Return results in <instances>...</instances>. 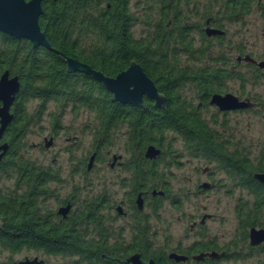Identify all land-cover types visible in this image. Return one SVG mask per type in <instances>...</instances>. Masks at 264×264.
Masks as SVG:
<instances>
[{
    "label": "flooded vegetation",
    "instance_id": "1",
    "mask_svg": "<svg viewBox=\"0 0 264 264\" xmlns=\"http://www.w3.org/2000/svg\"><path fill=\"white\" fill-rule=\"evenodd\" d=\"M138 1L78 0L72 27L75 51L72 55L62 54L109 77L133 62L155 86L153 80L166 78L155 74L162 60L144 58L143 51L120 50L112 39L124 38V45H139V50L143 44L157 41L165 45L164 61L173 65L174 72L184 69V74L174 73L171 77L184 78L185 84L179 90L192 91L194 103L198 101L199 88L192 83V73L202 69V79L209 82L213 91L207 104L200 106L201 114L208 105L222 119L232 112L264 108V102L254 93L227 91L230 82L244 80L242 69L251 73L249 80L254 84L264 80L262 70L255 64L264 61V0H211L200 11L188 8L196 4L195 0H151L156 9L147 7L144 13L132 9L138 6ZM230 32L232 37L228 36ZM181 54L185 56L182 59ZM137 55L139 58H135ZM148 72L153 73V80ZM71 74L94 81L80 72ZM9 76L14 75L9 73ZM18 82L20 89L19 79ZM215 93H230L248 100L251 106L220 111L208 103L210 95ZM17 100L18 92L8 109L11 119L0 131V145H6L3 153L0 149V252L6 255L0 264H50L52 259H60L64 264H241L247 260L245 264H264V240L252 245L248 235L251 228L264 231V216L254 224L245 225L239 217L244 201L238 199L233 208L235 227L225 241L209 235L204 224L212 215L207 212L197 221H190L187 229L195 231L187 243L179 240L172 243L165 236H157L159 231L153 225L161 223L158 213L162 203L168 202L174 210L182 206L177 197L182 189H176L172 183V170L179 165L181 157L203 159L211 165L195 167L203 179L195 180L193 192L231 193L243 189L249 193V189L240 185L237 174L226 171L213 159L188 154L177 131L163 130L155 136L159 142L144 143L142 125H63L60 118L51 122L47 113L50 118L49 125L44 126L45 135L39 142L28 143L32 129L40 124L34 125L27 118L35 108L28 106L33 100L21 103L20 109L27 114L22 113L21 121H14ZM145 103L154 107L143 96ZM71 109L67 106L65 112L71 114ZM207 120L211 122V139L226 142L227 146L228 140L217 130L218 127L224 130V122L217 118ZM82 134L89 145L83 157L67 149L65 157L60 155L58 160L52 156L40 164L23 157L18 150L29 145L47 152L58 137L75 147ZM49 140L50 145L45 147ZM148 145H153L159 153L145 156ZM229 151H234V155L227 158H238L235 148ZM219 157L225 159L223 154ZM21 163L31 166L33 163L41 169H15ZM256 172L264 171L253 170L245 176L264 187L252 176ZM7 180L9 184H4Z\"/></svg>",
    "mask_w": 264,
    "mask_h": 264
},
{
    "label": "trees",
    "instance_id": "2",
    "mask_svg": "<svg viewBox=\"0 0 264 264\" xmlns=\"http://www.w3.org/2000/svg\"><path fill=\"white\" fill-rule=\"evenodd\" d=\"M77 3L78 0H40L42 8L38 18L40 29L44 31L45 38L53 49L67 55H72L71 52L75 51V48L72 49V27ZM121 9L122 7L119 6L118 10ZM112 41L119 44L120 50H127L129 53L135 50L143 51L144 58L162 60L155 74L164 75L165 79L155 81L153 73H148L158 92L166 97V106L155 108L145 103L143 107H132L121 104L115 101L99 83L84 80L78 74L67 73L64 70L62 57L57 53L43 47L33 48L25 39H15L0 32V72L6 69L10 74L16 75L20 81L18 102H15L13 114L14 121H21L22 113H26L20 109L21 103L38 100L33 112L27 116L28 121L34 122L44 112L46 102L52 100L55 109L52 113L48 112L51 122L61 119L65 108L70 106L72 117L77 115L79 109H87L91 112L95 119L94 125H142L144 143L159 142L155 138L156 134L163 130H175L182 136V145L188 154L193 157L213 159L226 171L240 177V185L249 189L251 199L245 200L248 203L242 202L239 217L245 225L256 223L264 216V187L245 175L246 173L249 175L253 170H261V166L252 163L247 153H239L236 159L227 158V155H234V151L228 150L226 142H215L211 139L212 130L207 125L208 120H205L199 111L200 106L207 104L208 95L213 91L209 82L203 81L202 69L199 68L192 73V83L199 88L198 101L194 103L193 98L186 99L179 90L185 84L184 78L171 77L174 73L184 74L185 71L181 69L174 72L173 65H168L164 61L166 48L163 46L165 45L157 41L147 42L139 50V45H124V38L113 37ZM117 49L116 44L115 50ZM135 58H139V55ZM220 154H223L225 159L220 158ZM15 169L23 171L41 168L33 163L32 166L21 163Z\"/></svg>",
    "mask_w": 264,
    "mask_h": 264
},
{
    "label": "rangeland",
    "instance_id": "3",
    "mask_svg": "<svg viewBox=\"0 0 264 264\" xmlns=\"http://www.w3.org/2000/svg\"><path fill=\"white\" fill-rule=\"evenodd\" d=\"M195 1L196 4L194 6L189 5L188 8L195 7L196 11H200L203 7L202 5L206 6L209 3L208 1L211 0ZM137 3L138 6H134L132 9L135 11L140 10L141 13H144L143 9L147 7H150V9L155 7L156 9V6L151 0H140ZM232 34L233 32H230L228 36L232 37ZM180 57V59H182L185 56L181 54ZM241 72L245 73V77H243L244 80L230 82L227 91L236 94L254 93L264 102V80H260L259 83L254 84L249 80L251 73H246L245 69H242ZM239 90L241 92H239ZM182 95L189 100H191L193 96L192 91L190 90H184ZM36 103V100H33L30 104L28 103L29 109L32 105L35 107ZM54 109V102L49 100L45 104L44 114H41L40 118L34 121V125H40H37L38 127L32 129V134L29 137L28 143L30 140L32 143L39 142L41 136L45 135L46 128H44V126L49 125L47 123L50 118L47 116V113H52ZM213 111L214 109L208 105L205 111L202 112V117L205 120H207V118L216 120L217 118L218 121L224 122V130H221L222 127H218L217 130L222 132L221 137L228 140L227 148L229 150L235 148L239 153H247L246 155L251 162L260 165L264 171V108L260 107L258 110L253 109L242 113L232 112L225 115L223 119L220 115L219 117H216ZM94 120V116L91 112L82 109L78 110L75 117H72L67 111L61 117L63 125H92L94 124ZM210 123L211 122L208 124L211 128ZM173 144H175V148H178L177 143ZM117 145H119V143H117ZM26 147L23 146L22 148V146H20L18 148V150L22 152V156H26L32 162L40 164H45L52 156H57L58 160L60 159V155L65 157V155H67V149L72 150V152L79 157H83L89 149L87 137L83 134L75 147L58 137L57 140L52 142L51 146H49V153L44 149L41 150L30 147L29 145ZM179 161V165L172 170V183L176 189H182V193L176 192L178 193L177 197L182 201V206L179 209L174 210L173 207L169 206L168 202L165 201L162 203V208L158 213L161 223L153 225V227L159 231L157 236L163 238L167 237L172 243H176L178 240L182 243H187L193 239V233L195 231L194 229L190 231L187 229L190 221H197L203 212H207L212 215V217L206 220L204 224L209 235H216L219 241L227 240L235 227L233 215L234 205L237 199L239 201H249L251 198L250 194L243 189L235 190L231 193H223L217 190L203 193L193 192L195 180L203 179L200 171L197 172L195 167L200 168L208 164L203 159L195 158L185 160L181 157L179 158ZM217 176H220L219 172L217 173ZM4 184H9V181L7 180ZM157 241L160 242L161 240L157 239ZM5 259L6 255L3 252H0V263ZM50 261V264H64L60 259H52ZM247 262H249V260L242 263L245 264Z\"/></svg>",
    "mask_w": 264,
    "mask_h": 264
},
{
    "label": "water",
    "instance_id": "4",
    "mask_svg": "<svg viewBox=\"0 0 264 264\" xmlns=\"http://www.w3.org/2000/svg\"><path fill=\"white\" fill-rule=\"evenodd\" d=\"M41 13L40 0H0V32L16 39H26L32 47L41 46L57 53L65 63L66 72H80L89 76L110 92L112 98L119 103L144 106L143 96H145L152 101L154 107H164L167 104L166 97L158 93L153 82L145 75L140 66L133 62H130L124 71H120L114 77H109L73 57L53 49L47 42L44 32L39 28L38 17ZM249 60L254 62L252 59ZM255 64L264 75V61H258ZM18 89L17 76H9L7 70L2 71L0 73V131L11 119L8 109ZM208 103L220 111L246 109L251 106L248 100L238 99L230 93L211 94ZM48 145H50V140L47 141L45 147ZM5 148V144L0 145V149L3 150L2 153ZM158 153L159 150L153 145H148L145 148V156L147 157H153ZM252 176L264 184V172H256ZM1 223L2 220L0 219ZM248 235L249 243L252 245L264 240L262 229L251 228Z\"/></svg>",
    "mask_w": 264,
    "mask_h": 264
}]
</instances>
